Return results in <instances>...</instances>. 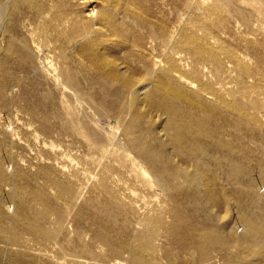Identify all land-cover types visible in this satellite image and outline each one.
<instances>
[{"label": "rangeland", "instance_id": "obj_1", "mask_svg": "<svg viewBox=\"0 0 264 264\" xmlns=\"http://www.w3.org/2000/svg\"><path fill=\"white\" fill-rule=\"evenodd\" d=\"M95 2V12L114 15L111 23L121 33L113 36L107 27L98 24L96 30L89 25L85 22L88 12L75 0H0V154L6 158L0 167V219H5L0 230V264H133L127 251L114 254L103 244L100 229L120 242L133 241L136 249L146 244L140 252L149 264H226L216 247H196L191 235L180 239L174 235L172 216L191 218L192 227L203 226L206 214L201 202L195 205L188 195L175 192L163 194L152 186L153 174L146 165L129 163L135 126L136 140L146 136L149 140L143 142L148 148L154 143L152 134L167 144L164 134L171 116L150 109L146 119L134 118L132 111L128 113V101L118 97L120 90L121 94L126 91L103 87L97 79L93 82L96 75L81 70L85 60L77 50L80 42L99 37L100 44L92 40L90 44L120 66L137 63L136 69L144 72L154 57L173 70H165L162 64L154 71L155 80L201 108L186 111L201 118L198 129L206 128L203 134L196 128L199 125H193L191 135L199 132L193 135L197 144L203 139L200 145L206 157L200 165L212 169L218 179L213 189L224 193L212 206L218 214L215 235L223 240L228 230L238 226L235 217L240 203L264 209V0ZM82 25L91 28L87 38L81 31L74 34ZM115 40L125 42L118 48ZM127 43L130 47H125ZM142 52L147 59L141 61ZM65 72L77 77L73 86L56 80ZM180 74L185 78L177 79ZM161 77L168 83L161 82ZM176 86L187 91L180 92ZM154 87L159 90L160 86L155 83L146 95L154 94ZM145 129L153 130L152 134ZM113 135L119 145L112 141ZM181 137L185 139L184 134ZM220 138L231 148L233 169L250 174V185L243 176L229 181L226 167L217 165L224 158L215 149L219 145L225 149ZM182 156L176 155V160L182 163ZM100 158L109 164L102 165ZM23 214L44 226L41 233L53 232V240L35 242L21 234L13 241ZM200 232L203 227L190 230L194 237Z\"/></svg>", "mask_w": 264, "mask_h": 264}, {"label": "bare ground", "instance_id": "obj_2", "mask_svg": "<svg viewBox=\"0 0 264 264\" xmlns=\"http://www.w3.org/2000/svg\"><path fill=\"white\" fill-rule=\"evenodd\" d=\"M75 1L77 3H79V4H81L82 7L84 8V10H86L88 12V13L84 12V13H86L85 17L87 19V20H85V22L86 21L88 23L90 22L93 27L96 26V30L97 29L99 30V27H97V25L100 24V25H102L104 27H107V29H109L112 32L111 33L112 35H113V33H118V34H119V32L121 33V30H119V28H117V26L112 25V23H111V20L113 19L114 15L112 16L111 14L110 15H106L105 14L108 10L107 11L104 10L105 11V13H104L105 16L104 15L99 16L95 12V10H94L95 6L92 7L96 3L95 0H75ZM68 3H70V2H68ZM109 11H110V9H109ZM109 11H108V13H109ZM61 13L63 14V12H61ZM113 13H114V11H113ZM96 22H98V23H96ZM90 23H89V25H91ZM88 26L87 25H85V26L82 25L81 27L76 29L74 34L78 33L77 31H79V32L81 31L80 33L81 34L84 33V35L86 34L85 38H87L89 36L88 33L90 32V29H91L90 26L89 27ZM93 29H95V28H93ZM126 31H128V30H126ZM122 34H124V31L122 32ZM107 35H108V33H107ZM98 36H100V35H98ZM108 36L110 37V35H108ZM153 36H155V35H153ZM153 36H152V38H153ZM103 37H105V36L103 35ZM98 39H99V37H98ZM98 39L93 37L89 41L84 40L85 42L84 41L80 42L78 50H77V53L85 60V63H84L85 65L82 64V69L81 70H83L86 75L88 73H91V74L94 73L96 75V78L92 79L93 82H95V80L97 79L96 82L98 84H100L101 86H103V87H109L110 85H113V86H115V88L117 86L120 89H124L126 91V93H124L125 96H124V94H121L122 92L120 90V93H119L118 97L119 98H123L124 97V99L128 101V103H127L128 113L130 111H132L131 113L134 114L133 115L134 118L139 117L141 119H146L147 116L150 115V109H152L153 111H154V109L162 111L164 114H167L168 116H171V117L174 116V120L173 121L170 120L171 117L168 118V122H169L168 126L169 127L165 128L166 133L164 134V136L168 138L167 144L163 143L162 142L163 140H160L161 138L160 139H159V137L155 138L154 135L151 133L153 130L152 131H147L145 129V131H147V132L152 134V136H153L152 139L154 141V143H152L153 146L150 145L151 143L147 142V144H149L151 146V148H148L147 146H145V144L143 142L144 140H147L146 136H141L139 139L136 140V135L138 133V132L136 133V128L138 126L137 127L135 126L134 131H133L134 136L129 140L131 152L133 154V160L131 162H129V163L132 166L133 165L143 166V164L146 165L148 167V169L150 170V173L153 174V176L151 175V177H152V183L151 184H152L153 187H156L157 189H159V191H161L165 195H168V194H170L172 192H173L172 194H175V193L176 194H181L182 196L184 195V197L185 196L187 197V195H188V198L191 200V202L194 201L195 205H196L195 202H197V203L201 202V204H202V208H203L202 210H204V213L206 214L204 222H202L203 226L197 225V227H195V226L192 227V225H191L192 222L190 223V219L191 218H188V217H185V218H182L181 220H178L179 215L177 217L175 215L176 213L174 211L175 214L173 213V215H175L177 217L176 218V217L171 215L173 217V219H172L173 220V224L171 225V227L173 226L172 229L174 228L173 229V231H175L174 235L177 236V239L178 238L180 239L183 235H185V237H186L187 236L186 234L191 235L192 238H193V239L191 238L192 239V243H194V245L196 247H199L201 245H208V244H209L210 247H213V248L216 247L218 252L222 256H224V258H225L224 260H225L226 264H246L247 261H249L248 264H264V209L262 207L256 206L255 204H254L255 206L251 205L252 207H249L250 206L249 203H251V202H248L247 204L240 203L239 212H238L237 216L235 217V220L237 221L238 226H235L234 229H232L233 228L232 227L230 230H228L227 231V235H224V239L223 240L221 238H219L217 236V234L215 235L214 228H217L216 218L218 217V214L214 213V210L212 209V206H214L217 203V199H218L217 196L221 195V194H224V193L222 191L219 192V193H216L214 191L213 185L217 184L218 179H217V177L215 175H213L211 173L212 169L200 165L203 162L204 158L206 157L205 154H204V148L202 147V145H200L203 142V139H202V142L200 144L199 143L197 144V142H196L197 139H195L196 136H193V135L196 134L197 131L195 132V134L191 135L193 133V132L191 133V129L193 128V125L202 124L203 121H200V119H201L199 117L200 115L198 116L200 119H198V118H195L193 116V114H195V113H190V112L192 110H194V111L195 110H197V111L200 110L201 111V108L198 105H195V102L190 101L189 98L180 97L178 95V92H177L178 88L176 89L177 91H174L172 89L171 85H170L171 88H169L168 85H166V86L162 85L159 82L160 80L159 81L155 80L154 71L156 69H159L160 67H162V64H163V67L165 66L162 60L156 59L154 57L151 58L150 59V66L147 64L148 67H144V69L142 68L143 70H145L144 71L145 73L143 71H141V70H137L136 69V64H137L136 62L137 61L134 62L136 64H133L132 67H128V66L123 67V66H120V64H117V62H114L113 60H111L110 56L108 54H105L106 52L103 53L104 50H102L101 48L99 49L97 47V45H96V47H94L92 44H90L91 40L94 43H99L100 44ZM103 41H105V40H103ZM115 41L117 43V40H115ZM129 41H130V39L128 40V43H130ZM140 41H141V39H140ZM124 42H120L119 41L116 44V47H118V48L121 47L122 43H124ZM109 43H110V40H109ZM128 43H127V45H125V47H130V45ZM112 44L113 43H111V45ZM141 45H144V44H141ZM140 47H142V46H140ZM122 48H120V49L122 50ZM134 48L135 47H133V49ZM150 48L152 49V47H150ZM135 49H137V48H135ZM141 49H143V47ZM118 52H119V50H118ZM144 54L142 52L141 53L142 56L141 57L139 56L138 59L139 60L147 59V57H145L147 54H145V56H144ZM133 56L136 57V54L135 55L133 54ZM126 58H128V57H126ZM169 58H170V56H169ZM129 59H131V58H129ZM132 59H134V58H132ZM168 63H169V61H168ZM127 65H129V62H128ZM169 65H171V64H169ZM137 68H139V67L137 66ZM49 69L56 76V71L55 70H51V68H49ZM164 69L165 70H169L170 68L166 69L164 67ZM172 71L173 70L170 69V72H172ZM66 72H65V75L61 76L63 78V80H60L61 79L60 76H58L60 78L56 77V80L60 81V82L64 81L63 82L64 85H70V86L72 85L73 86L74 82L78 81L77 77L75 75H73V74L72 75H67ZM142 73H144V74H142ZM161 73H162V71H161ZM69 74H70V72H69ZM175 74H177V73H175ZM143 75L146 76V78H144ZM171 75H172V73H171ZM167 76H168V74H167ZM167 76H164V77H167ZM178 76H177L178 77L177 79H184L185 78V76L183 78L182 77L183 75H181V74L178 75ZM164 77H161V78H164ZM169 78H170V76H169ZM164 79H162L161 82H163V81L165 82L167 78H164ZM186 80H185V82H186ZM172 81H173V79H172ZM155 83L159 84V86H160L159 90L156 87L157 91L154 94L149 92L150 94L146 95L148 90L152 86H154ZM177 84H178V81H177ZM177 84H175V85H177ZM182 85H183V83H182ZM187 85H188V83L186 84V86ZM189 86H191V85H189ZM192 86H193V88L195 87L194 84ZM176 87H179V86H176ZM179 88H180V92L181 91H184V92L187 91V90L186 91L182 90L181 87H179ZM184 88H186V87H184ZM197 88H199V87H197ZM154 89H155V87H154ZM154 89H152V90L154 91ZM195 89H196V87H195ZM189 90L190 89L188 87V93L191 92ZM196 90L193 89L194 92H196ZM198 90H201V88L198 89ZM188 93H187V95H188ZM204 97H205V95H204ZM170 98L173 100L172 103H169V102H171V101H169ZM195 100H197V98ZM167 101H168V103H167ZM187 108L190 109V112L186 111ZM196 115H197V113H196ZM226 119H227V117H226ZM202 120H204L203 119V115H202ZM204 121H206V120H204ZM207 121H208V119H207ZM139 123H141V122H139ZM139 123L137 125H139ZM214 125L215 124L213 123V126ZM200 126L201 125H199L197 127L195 126V127L197 128V130H200V129L203 128V127H201L200 129H198V127H200ZM204 126H206V122H204ZM215 126H217V125H215ZM206 127H208V126H206ZM213 129L210 128L211 131ZM141 130H142V128H141ZM137 131H140V129H138ZM202 131H203V129H202ZM205 131H206V128H205ZM205 131H203L202 133L204 134ZM213 131H212V134H214ZM142 132H143V130H142ZM208 132H210L209 129H208ZM143 133L145 134V132H143ZM197 133H199V132H197ZM210 133L208 135H210ZM216 133H217V131H216ZM183 134L185 135V137H184L185 139H183L181 137ZM127 135H128V133H127ZM147 135H149V134H147ZM205 135H207V134L205 133ZM205 135H203V137ZM220 135H222V134H220ZM189 136H190V139H189ZM213 136H211V137H213ZM112 137H113L112 141H115V144L119 145V142H116V140H115L116 136L113 135ZM199 137H201V136H199ZM217 137H216V139H217ZM219 137H221V136H219ZM220 139L221 140H219V141L222 142V138H220ZM198 140H200V139L198 138ZM208 140L209 139L207 138L206 142L210 143V141H208ZM206 142H204V143H206ZM216 143H217V140H216ZM222 143H223V145H225L224 142H222ZM219 144H220V142H219ZM168 146H169V148H168ZM219 146H218V148L215 147V149H218V151L220 150L221 153L224 155V158H223V160L222 159H219V160L216 159L217 162L221 161L220 163H217V165H221V166L223 165L224 167H226V170L228 171L227 173H225L226 174V178L228 180H229V178H230V180L231 179L237 180L238 178H241L243 176V177H246V182L250 185V183H251V179L249 177L250 174L244 173L243 171H238V170H234L233 169L235 164L233 163L232 160H230V157L232 156V152H231L230 146L228 144L225 145V149L221 148L222 145H219ZM232 151H234V150H232ZM245 153L246 152H244V154ZM176 155L177 156L184 155V158H185L184 161H182V163L178 162L176 160V157H175ZM241 155L242 154H240L239 156L241 157ZM245 155H243V158L246 157ZM210 158H212V157H210ZM4 159H6V158H4V156H2L0 154V167L3 166V164H4L3 160ZM95 161H97V160H95ZM99 162L102 165L106 164V163L109 164V162H106V163H104V161L102 162V159L99 160ZM237 162H238V160H237ZM207 164H209V163H207ZM4 173H6V172H4ZM6 174H4V175H6ZM0 180H1V178H0ZM38 188H40V187H38ZM17 190H18V188H17ZM66 191H68V190H66ZM169 196H171V195H169ZM252 197H249V198H251V200H253ZM40 198H42V197H40ZM0 199H1V197H0ZM255 207L259 208V211L256 210L255 212H253ZM208 212H212V213L207 215ZM47 213H50V211H47ZM251 214H253V215H251ZM101 218H103V217H101ZM33 219H34L33 216H29V215H26V214L22 215L21 221L20 220L17 221V225L15 226L16 228H15V231H14L15 233H14V236H13V241H15V239L17 240V238H19L21 234H26V235L32 237V241H35V242H39L41 240H53L54 233L53 232H47L46 230H45V232L43 231L41 233L40 226H42V224L35 223L36 221L34 222ZM42 219H44V218L42 217ZM4 220L0 219V230L1 231H3V227H4V224H5ZM230 222H234V221H230ZM182 223H185V224H182ZM42 227H44V226H42ZM201 227H203V232H200V233L196 234L195 237L193 236L194 233H192V234L190 233V230L192 231L193 228L194 229H198V228H201ZM175 228H177V230ZM98 236H99V238L101 239V241L103 242L104 245H106V246L110 247L111 249H113L112 252L114 254H117L120 251H127L128 255H129L128 258H129V261L131 263H133V264H149V261L145 257H143L142 256V252H140L142 250V248L144 249V248L148 247L146 244L142 243L143 244L142 247L140 246L139 248L136 249V246L133 245L134 244L133 241L126 242V243L120 242L119 240L113 239L109 235V233L107 231H105L104 229L103 230L100 229V231L98 233ZM232 249H234L235 252H232ZM83 250H85V249H83ZM252 257H254L253 261H252V259H247V258H252ZM113 264H119V262L115 261Z\"/></svg>", "mask_w": 264, "mask_h": 264}]
</instances>
